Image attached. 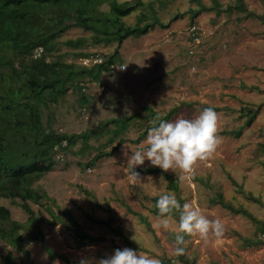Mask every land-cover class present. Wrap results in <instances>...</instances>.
<instances>
[{
	"label": "rangeland",
	"instance_id": "374dc122",
	"mask_svg": "<svg viewBox=\"0 0 264 264\" xmlns=\"http://www.w3.org/2000/svg\"><path fill=\"white\" fill-rule=\"evenodd\" d=\"M141 1L152 4L160 19L171 23L170 28L157 27L141 38H129L121 47L93 45L92 33L81 28H72L55 41L48 60L82 64L84 59H77L78 54H89V59L94 60L118 51L121 61L115 66V74L104 75L102 86L91 84L87 89L89 105L82 104L80 94L72 89L57 97L56 103L48 101V108H43L44 126L59 134L95 131L88 142L80 141L62 152L63 157L56 154L52 171L32 184L35 191L46 193L52 200L29 205L43 217L40 229L49 250L57 257L49 258L43 244L32 239L34 230L27 227L23 232L31 260L0 239V264H6V257L17 264H79L82 257L99 259L125 247L155 256L162 264L167 260L184 264L180 256L173 255L172 232L153 228L157 215L153 213L152 200L165 193H174L183 203H194L206 216L218 217L225 224L224 242L219 246L199 237H186L185 257L191 262L264 264V242L256 244L264 240L263 229L251 219L215 203L222 194L225 201L264 221V0H201L211 11L200 12L194 19L193 11L200 6L192 0ZM241 6L243 10L239 9ZM99 10L109 11V6H100ZM143 13L147 11L140 9L124 21L135 26ZM192 27L198 30V41L190 33ZM4 38L0 36V47L5 45ZM70 40L88 42L73 49L66 45ZM6 46L10 48H2L1 57L5 62L12 61L15 69L21 71L20 55L9 43ZM122 66H126L123 71ZM11 76V68L0 67V95L9 88ZM148 106L161 114L180 106L181 112L173 120L181 116L193 118L206 107L214 108L220 116L219 135L223 143L214 156L201 162L196 174L184 181L178 178L183 175L179 169L176 173L165 172L176 180L177 192L169 189V181L161 174H140L141 180L131 178L132 169L127 166L124 152L131 156L132 150L140 149L144 140L138 144L131 141L144 130V122H136L125 135L127 142L119 146L118 141L107 145L109 137L100 134L102 122L135 113L145 115ZM248 110L255 115L250 125H246ZM240 129L241 137L235 138L232 132ZM109 152L112 156L99 158L101 153ZM137 168L155 167L145 161ZM248 194L260 201L250 200ZM16 202L0 197V206L10 210L12 220L26 223L28 215L19 206L21 201ZM129 207L143 216L151 229ZM48 208L58 216L63 211L75 216L97 242L79 247L75 226L67 219L59 223ZM111 215L115 218L112 227L120 229L122 236L89 218L108 220ZM135 230L139 244L131 239Z\"/></svg>",
	"mask_w": 264,
	"mask_h": 264
},
{
	"label": "trees",
	"instance_id": "16d2710c",
	"mask_svg": "<svg viewBox=\"0 0 264 264\" xmlns=\"http://www.w3.org/2000/svg\"><path fill=\"white\" fill-rule=\"evenodd\" d=\"M192 2L200 6L199 10L193 11L192 19L197 17L200 12L211 11L210 8L201 4V0H192ZM104 5L109 6V11L99 10V7ZM243 7L241 6L239 9L243 10ZM140 9L147 13H143L138 18L137 25H127L124 19ZM228 12L231 13L232 9H229ZM175 19L177 18L175 17L173 21ZM170 25L171 23H164L160 19L152 4H145L141 0L124 3H119L117 0H0V36H5L3 39L5 45L0 47V52L4 47L10 48L6 46L9 43L14 52L20 55L23 67L18 72L12 61L5 62L0 55V67H9L12 70L10 86L5 90L4 95H0V197L11 199L13 203L20 200L19 206L28 215L27 222L20 223L12 220L8 208L0 206V239L23 253L27 260H31V255L25 248L26 237L23 232L27 227L34 230L32 239L43 244L49 253V258L57 257V254L49 250L40 229V224L44 221L43 217L37 215L29 205V202L42 205L44 199L52 200L46 193L35 191L32 184L52 171L55 166V148L57 146L61 147L62 152H66L80 141L88 142L95 135V131L78 135L59 134L54 129L46 128L43 122V108H48V101L56 103L57 97L65 95L72 89L80 94L82 104L89 105L90 95L87 94V89L91 84L102 86L104 75L115 74L113 70L121 61L118 51L102 59L101 63L76 64L74 62L67 63L61 59L48 60L55 41L68 30L81 28L92 33L93 45L111 46L117 44V47H121L129 38H141L157 27L169 29ZM87 42L85 40H70L66 42V45L73 49H79ZM39 47L43 48V54L34 58V51ZM89 57L90 55L85 53L76 56L77 59H84L82 62L90 60ZM98 57L101 59L100 56ZM251 111L248 110L246 113L249 115L246 125H250L255 118ZM180 112V106L172 108L166 114H161L148 106L145 108V115L135 113L102 122L100 134L109 137L107 145L118 141L117 146H119L127 142L125 135L131 127L136 122L142 121L144 130L136 140L131 141L138 144L146 139L147 132L152 127L150 122L157 113L161 115L162 119L172 121ZM232 135L235 138H240L242 129L232 132ZM64 141L67 142L66 147H62ZM110 156H112L110 152L101 153L99 158ZM135 171L145 175L161 174L169 181L170 190L175 192L179 190L173 176L158 167L136 168ZM239 191L243 193L242 190ZM246 197L255 202L260 201L252 194H248ZM157 200L158 198L152 200L155 215H158V210L155 208ZM179 201L181 205L184 204L182 200ZM215 203L235 215L251 219L264 231V221L257 219L247 209L236 208L233 204L225 201L222 194L218 195ZM128 209L134 215L139 216L142 223L151 229L149 222L143 216L133 212L130 207ZM48 211L59 223H65L64 219H67L75 226V239L79 247L97 242L98 239L85 232L77 218L69 212L63 211L61 216H58L50 208ZM89 218L94 223L105 226L122 236L120 229L112 227L115 219L112 215L108 220H99L92 216ZM174 219L178 222V213ZM263 242L264 240L256 242V244ZM128 244L136 247L131 242ZM180 257L184 264H195L185 255ZM4 261L6 264H17L10 257L4 258ZM64 261L69 263L67 259ZM164 264H173V261L167 260Z\"/></svg>",
	"mask_w": 264,
	"mask_h": 264
},
{
	"label": "clouds",
	"instance_id": "9594fccd",
	"mask_svg": "<svg viewBox=\"0 0 264 264\" xmlns=\"http://www.w3.org/2000/svg\"><path fill=\"white\" fill-rule=\"evenodd\" d=\"M150 123L152 127L140 149L132 150L131 156H128L127 151L124 152L127 166L133 170L131 177L133 180H141L135 169L149 161L151 166L159 167L164 172L171 170L176 173L179 169L183 175H179L178 178L184 181L193 177L199 164L211 159L223 143V138L219 135L220 116L212 107L204 108L193 118L181 116L173 121L164 120L157 113ZM125 148L127 149L126 145ZM155 208L158 215L155 217L153 228L157 231L172 232L175 244L173 255L176 257L186 254L188 244L186 237H199L205 243H213V246H219L224 242L226 228L222 219L209 218L192 202L181 205L174 193L160 195ZM177 213L178 222L174 219ZM173 225H176L175 228ZM136 235L135 230V235L131 239L139 244ZM79 264H162V261L155 256L125 247L117 248L113 254L99 259L94 256L82 257ZM173 264H178V261H173Z\"/></svg>",
	"mask_w": 264,
	"mask_h": 264
},
{
	"label": "built area",
	"instance_id": "2783aa9c",
	"mask_svg": "<svg viewBox=\"0 0 264 264\" xmlns=\"http://www.w3.org/2000/svg\"><path fill=\"white\" fill-rule=\"evenodd\" d=\"M190 30H191L190 33L193 35V37H195V40L198 41V38H197L198 30H197V28L196 27H192ZM42 53H43V49L42 48H38L36 50L35 57L41 56ZM88 62H90V63H101L102 62V59L96 58V59H94L92 61L91 60H86V61H84V64H88ZM124 69H126V66H122L121 70L123 71ZM118 70L120 71V68ZM113 72H116V70H113ZM66 146H67V142L64 141L62 143V147H66ZM55 152H56L57 155H59V157H63L62 150H61V147L60 146H57L55 148Z\"/></svg>",
	"mask_w": 264,
	"mask_h": 264
}]
</instances>
